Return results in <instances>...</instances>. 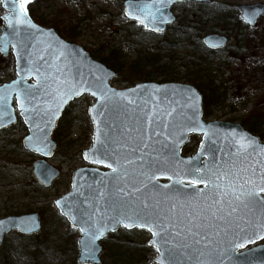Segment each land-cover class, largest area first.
I'll use <instances>...</instances> for the list:
<instances>
[{
	"label": "water",
	"instance_id": "water-1",
	"mask_svg": "<svg viewBox=\"0 0 264 264\" xmlns=\"http://www.w3.org/2000/svg\"><path fill=\"white\" fill-rule=\"evenodd\" d=\"M20 2L21 0H0L5 11L1 16L4 26L0 28V54L3 57H7L9 53L12 54L16 75L12 81L0 85V96L7 97L4 111L10 113V115H4L0 120V131L15 125L18 117L21 119L27 130V135L22 139V146L25 150L38 156V159L32 164V174L39 185L48 188L60 176V171L47 163V160L54 156L57 148V144L51 138L52 131L66 108L74 100L87 94L93 97L95 102L87 109V115L92 125L91 146L82 151V159L86 166L77 168L72 173L69 192L54 201L59 214L72 228L79 231L76 262L77 264H102L101 241L109 234L122 228L126 231L134 229L147 231L150 234L148 247L156 251L155 263L159 264L160 252L157 251L154 243L158 238L153 236L148 227L126 228L124 223L145 222L134 213L139 212L143 216L152 212L151 207L144 209L143 203L146 201L150 206L154 204L153 192L149 191L153 185L157 186L155 191H158L161 197L180 187L175 183L178 179L176 170L161 163H152L150 174L157 178L148 181L145 177H139L140 180L149 184V189L135 193L134 198L121 201L117 187L124 185L123 183L117 185L114 181L115 174L111 168L106 166L111 161L97 163L93 160V154L102 149V145L97 143L98 120L100 122L99 135L102 140L106 139L104 133L107 132L109 137H114L128 145V148H120L121 153H127L132 147L138 148L137 152L131 154V158L137 160V164L128 165L130 173L137 171L140 163V150H143L144 159L148 161H152L156 156L162 160L164 156L175 153L177 160L191 162L182 163L180 166L182 171L185 168L191 169L194 165L203 167L211 165L213 161L222 164L223 161L238 159L239 157L236 155L237 141L241 136L254 142L255 150L249 149L251 152L249 158L264 160V155L261 154L264 143H260L257 136L247 132L240 124L220 121L205 122L202 119V96L191 85L142 82L122 90L113 88L110 82L116 77V72L94 60L81 46L65 41L53 28L40 27L31 20L28 13L27 19L33 27H28L25 24L17 25L16 13L13 8L18 9ZM180 3L200 4L210 3V0H163V2L161 0H126L123 9L124 15L129 20L136 21L146 31L163 34L167 26L175 22L171 11L172 7ZM236 8L240 11V19L249 27H254L258 19L264 15V5L261 4L238 5ZM149 10L155 13L157 18L155 27L161 29L160 31H155L151 25L145 27L138 19L133 18L134 16L143 18V14ZM18 32L19 34H17ZM5 38H7V42ZM21 42L25 47H20ZM202 43L208 50L218 51L226 46L227 38L209 34L202 39ZM13 45H17V47ZM18 50L22 51L24 58L18 57ZM61 52L63 55H60ZM29 53L32 54V59L35 61L34 66L40 68L41 72L57 74V68H59L64 76L75 81L82 78L87 82V89L61 105L56 118L52 119L51 123L48 121L55 105L51 95L42 86L47 82L38 80L35 73L29 76L22 71L25 66H32L28 65L27 56ZM23 89H29L33 93L27 102L28 112L21 111L20 99L17 96V93ZM94 91L97 93L106 92L109 95L116 94L113 97L116 103L109 105L108 112L103 118L97 116L101 108V101L99 95H93ZM121 95L126 99L121 100ZM128 99L133 101L131 105L127 103ZM4 103V101H0V104ZM169 112L172 113L170 117L167 115ZM148 115H153L151 124L147 120ZM193 128L196 130H191ZM156 132H159L160 135L157 136ZM205 132L208 133L207 137ZM192 134L202 135L201 141L193 156L183 157L182 149L188 144ZM36 137H46L45 144L49 146L46 153L36 151L34 142ZM109 143L112 147H117L116 144H111L110 140ZM144 144H147L148 147L143 148ZM169 176L172 179H169ZM129 184L131 185V180H129ZM198 187L203 189L204 186L199 185ZM182 190L192 191L190 187ZM73 217H75V221ZM82 221L89 222L92 233L96 232L97 227L102 229L99 238L91 242L92 252L86 249V241H89L90 237L81 231ZM165 223L167 222L165 221ZM0 225L4 226L3 231L0 232V246L5 236L12 231L31 236L38 235L41 227L39 216L36 213L0 218ZM203 234L202 230L201 237H198L201 239L200 244L194 243L192 237H189L187 241L180 237L176 238L175 242L178 245L191 246L173 249L175 264H196L197 257L200 260L212 261L213 264H264V243H261L264 239L254 238L253 242L245 243L249 237L253 236L251 230L247 233L237 231L233 235L219 240L218 243L211 244L209 248L203 246L206 243L202 240ZM217 239L213 237V240ZM237 244H243V246H236ZM197 249L200 251H196ZM200 252L204 254L200 255ZM165 255L167 256V254Z\"/></svg>",
	"mask_w": 264,
	"mask_h": 264
},
{
	"label": "rangeland",
	"instance_id": "rangeland-1",
	"mask_svg": "<svg viewBox=\"0 0 264 264\" xmlns=\"http://www.w3.org/2000/svg\"><path fill=\"white\" fill-rule=\"evenodd\" d=\"M124 1L31 0L27 9L35 23L53 28L64 40L81 46L94 60L106 58V52H111L115 63L112 70L117 75L110 85L115 89L147 82L137 74L141 71H152V75L158 70L162 72L163 75L159 73L148 82L173 79L170 82L188 84L191 75L207 69L196 75L203 77L208 73L216 86L221 83L225 101L208 109L203 104V119L240 124L264 143V15L251 28L243 24L236 9L238 5H264V0L176 4L172 9L175 23L159 36L149 35L126 18ZM3 14L0 4V28L4 25ZM209 34L229 38L227 46L213 56H207L198 46ZM94 53L99 57H93ZM199 62L206 68L199 67ZM15 77L13 56L0 54V85ZM94 102L88 94L73 101L53 129L51 137L57 148L47 163L60 170V177L48 188L37 184L32 174V164L38 156L22 146L27 130L21 119L0 132V218L28 210L38 212L42 223L41 233L35 238L15 232L5 236L0 247L8 254L9 264L76 262L79 231L59 214L54 200L70 190L74 170L86 166L82 151L91 146L92 137L87 109ZM199 142V137L191 136L183 155L194 154ZM116 233L101 241L103 264H111L105 254L115 244L136 249L134 252L144 259L142 264H156L157 253L147 244L148 232L135 229L126 234L120 229ZM32 245L38 248L27 250Z\"/></svg>",
	"mask_w": 264,
	"mask_h": 264
},
{
	"label": "snow or ice",
	"instance_id": "snow-or-ice-1",
	"mask_svg": "<svg viewBox=\"0 0 264 264\" xmlns=\"http://www.w3.org/2000/svg\"><path fill=\"white\" fill-rule=\"evenodd\" d=\"M30 2L31 0H21L19 8H13L16 13L17 25L25 24L28 27H33L27 19L26 5ZM133 18L138 19L145 27L151 25L155 31L161 30L155 27L157 18L151 10L144 13L143 18L141 16H134ZM5 41L7 42V38H5ZM13 46L17 47V45ZM20 47H25L23 42H21ZM60 55H63V53L61 52ZM18 57L24 58L21 50H18ZM27 59L28 65L32 66H25L22 71L29 76L35 73L38 80L47 82L42 86L51 95L52 102L55 105V109L51 111L48 121L51 123L52 119L56 118L61 105L67 103L71 97L80 95L82 91L87 89V82L82 78L79 81H75L66 77L59 68H57V74L41 72L40 68L34 66L35 61L32 59L31 53L28 54ZM40 59H43V57H40ZM93 95H99L101 108L97 116L103 118L108 112L109 105L116 103L113 99L116 94L109 95L106 92L97 93L94 91ZM17 96L20 99L21 111L28 112L27 102L33 96L32 91L23 89L17 93ZM120 99L124 100L126 97L121 95ZM0 101L5 102L0 104V120H2L4 115H10V113L4 111L7 97L0 96ZM127 103L131 105L133 101L128 99ZM171 114L169 112L167 115L170 117ZM153 115L147 116L149 124L153 122ZM97 128V143L102 145V149L93 154V160L97 163L111 161L106 166L111 168L115 174L113 177L114 181L117 185L121 183L124 185L123 187H117V193L121 201L127 198H134L135 193L149 189V184L140 180L139 177H145L148 181L157 178L150 174V165L152 163H161L176 170L178 179L175 183L180 185V187L172 192L165 193L161 197V194L155 191L157 186L153 185L149 191L153 192L154 204L150 206L146 201L143 203V208L148 209L151 207L152 212L143 216L139 212L134 213L145 222L124 223L126 228L133 226L148 227L153 236L158 238L154 243L157 251L160 252L159 264H175L173 249L191 246L187 244L178 245L175 242L176 238L180 237L187 241L189 237H192L194 243L200 244L201 239H198V237H201L202 230L204 232L202 240L206 242L203 245L204 248H209L211 244L218 243L219 240H223L237 231L242 233H247L249 230L252 231L253 236L249 237L245 243L253 242L254 238L264 239V160L249 158L251 156L249 149L255 150L252 140L243 136L239 138L236 151L238 159L223 161L222 164H217L213 161L211 165L203 167L194 165L191 169L185 168L182 171L180 170L181 164L191 162L177 160L175 153L164 156L162 160L159 156H156L152 161H148L144 159L145 153L143 150H140V163L137 171L130 173L128 165L137 164V160L131 158V154L137 152L138 148L132 147L127 153H121L120 148H128V145L121 143L114 137H109L107 132L104 133L106 139L102 140L99 135V120ZM191 130L195 131L196 129L193 128ZM155 134L157 136L160 135L159 132ZM207 135L208 133L205 132L206 137ZM45 139L46 137L35 138L36 151L47 152L49 146L45 144ZM109 140L111 144H116L117 147H112ZM147 147V144L143 145V148ZM261 154L264 155V149H261ZM168 178L172 179L171 176ZM129 180H131V185ZM199 185H203V189L199 188ZM164 187L167 188L168 186ZM189 187L192 191L182 190ZM101 196H103V193H101ZM129 219H131L130 216ZM73 220L75 221V217H73ZM3 228L4 226L0 225V232L3 231ZM80 229L85 235L90 237V240L86 241V249L92 252L91 242L99 238V235L102 234V229L97 227L95 233L90 232L88 221H82ZM213 237L218 239L213 240ZM236 246H243V244H237ZM196 251L199 252L200 250L197 249ZM203 254V252H200V255ZM196 264H213V262L200 260L197 257Z\"/></svg>",
	"mask_w": 264,
	"mask_h": 264
},
{
	"label": "trees",
	"instance_id": "trees-1",
	"mask_svg": "<svg viewBox=\"0 0 264 264\" xmlns=\"http://www.w3.org/2000/svg\"><path fill=\"white\" fill-rule=\"evenodd\" d=\"M39 22L41 24H45L42 20ZM198 46L200 49L203 50V52L206 53L207 56H213V55L219 53V52H211V51L206 50L203 47L202 42H200V41L198 43ZM94 54H96V55L93 57H99L98 53H94ZM106 54H107L106 58H102V59L96 58V59H98V61L105 64L109 69L115 68L114 59L111 58L112 53L106 52ZM197 65L199 67L206 68V66L202 62H199V64H197ZM132 67L134 68V65ZM204 71H207V69H205V70L199 69L195 74L191 75V78L188 79L187 83L195 86L199 91H201L203 93V104L205 105V109H208L212 105H218V104L223 103L225 101V97H224V92H221L223 85L220 83L221 85L219 84L216 86L215 80L212 76L210 77V75L208 73H206L203 77L196 75L199 72H204ZM159 73L160 72L158 70L155 72L154 75H152L153 74L152 71H147L144 73H143V71H141L137 74L139 76H143V79L145 81H152V80H154L153 77ZM160 75H163L162 72L159 74V76ZM172 80L173 79L163 80V81H160L159 83H168ZM204 115L206 116V114H204ZM122 231L126 234H130L132 232V231H124V230H122ZM28 238L32 239L33 237H28ZM37 248H38L37 245H32V246H28L27 250H36ZM135 250L136 249L125 248L123 245L115 244L109 248V251L107 248L105 258L107 257V258L111 259V264H142L144 259H141L138 256V253L134 252ZM24 251H26V249ZM21 255H22V257L26 256L25 254H21ZM0 261H1L0 264H9V256L7 253L2 252L1 247H0ZM73 264H76V262H74Z\"/></svg>",
	"mask_w": 264,
	"mask_h": 264
},
{
	"label": "flooded vegetation",
	"instance_id": "flooded-vegetation-1",
	"mask_svg": "<svg viewBox=\"0 0 264 264\" xmlns=\"http://www.w3.org/2000/svg\"><path fill=\"white\" fill-rule=\"evenodd\" d=\"M210 4V3H209ZM237 7V6H236ZM237 9V8H236ZM240 15V14H239ZM176 19V18H175ZM224 37H226L227 38V43L229 42V38L227 37V36H225L224 35ZM226 47V46H225ZM38 214V216H39V220H40V222H41V216H40V214L38 213V212H31V211H24V212H21V213H16V214H14V215H9V216H22V215H27V214ZM5 217H7V216H5ZM41 225H42V223H41Z\"/></svg>",
	"mask_w": 264,
	"mask_h": 264
},
{
	"label": "bare ground",
	"instance_id": "bare-ground-1",
	"mask_svg": "<svg viewBox=\"0 0 264 264\" xmlns=\"http://www.w3.org/2000/svg\"><path fill=\"white\" fill-rule=\"evenodd\" d=\"M28 7V6H27ZM26 10H27V13H28V9L26 8ZM193 136H197V137H199L200 138V140H201V138H202V135H195V134H193ZM135 230V229H134ZM132 231V230H131ZM145 231V230H144ZM147 232V231H146Z\"/></svg>",
	"mask_w": 264,
	"mask_h": 264
}]
</instances>
